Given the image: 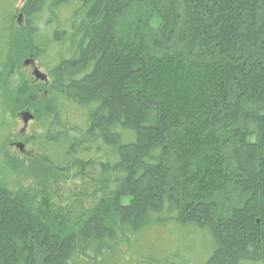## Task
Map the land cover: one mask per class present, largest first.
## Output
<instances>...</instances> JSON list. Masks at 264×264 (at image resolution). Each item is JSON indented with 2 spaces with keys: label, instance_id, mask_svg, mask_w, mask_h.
I'll return each mask as SVG.
<instances>
[{
  "label": "trees",
  "instance_id": "16d2710c",
  "mask_svg": "<svg viewBox=\"0 0 264 264\" xmlns=\"http://www.w3.org/2000/svg\"><path fill=\"white\" fill-rule=\"evenodd\" d=\"M23 111L75 183H0V264H264V0H0V156Z\"/></svg>",
  "mask_w": 264,
  "mask_h": 264
},
{
  "label": "rangeland",
  "instance_id": "374dc122",
  "mask_svg": "<svg viewBox=\"0 0 264 264\" xmlns=\"http://www.w3.org/2000/svg\"><path fill=\"white\" fill-rule=\"evenodd\" d=\"M22 3L18 8L21 7ZM16 13L19 17L18 10ZM19 23H21V19ZM25 62L23 63V71L27 78L32 77L36 83H44L35 79L32 66L25 67ZM40 70L44 73L42 69ZM25 112L30 113V111H23L18 115V130L20 133L12 140V145L7 146L0 156V183L13 190H20L30 184H36L48 190L59 191L62 196H68L75 183L74 177L71 178L69 177L70 175L54 173L37 158L32 147L25 143L28 133L32 131L31 123L26 128L24 126L22 114ZM19 144L25 145L23 151L17 147ZM201 239V235L194 236V244L198 246Z\"/></svg>",
  "mask_w": 264,
  "mask_h": 264
},
{
  "label": "water",
  "instance_id": "95a60500",
  "mask_svg": "<svg viewBox=\"0 0 264 264\" xmlns=\"http://www.w3.org/2000/svg\"><path fill=\"white\" fill-rule=\"evenodd\" d=\"M29 65L32 66L33 70H34V77L37 81H42V82H47L48 81V77L45 73H43L40 68H38L36 62L33 59L27 60L25 62V67H28ZM22 119H23V123L25 128L29 125V123L34 119V116L29 113V112H25L22 114ZM17 147L23 151L25 148L24 144H19L17 145Z\"/></svg>",
  "mask_w": 264,
  "mask_h": 264
}]
</instances>
